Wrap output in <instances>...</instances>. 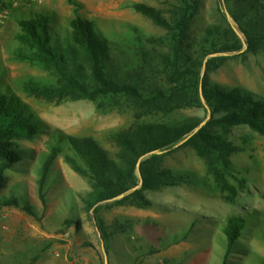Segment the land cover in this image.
Returning <instances> with one entry per match:
<instances>
[{
	"label": "rangeland",
	"instance_id": "374dc122",
	"mask_svg": "<svg viewBox=\"0 0 264 264\" xmlns=\"http://www.w3.org/2000/svg\"><path fill=\"white\" fill-rule=\"evenodd\" d=\"M220 1L200 0L189 27L192 56L202 57L199 50L207 30L232 27L242 48L203 57L207 61L223 54L228 56L218 68L207 73L208 82L226 88L240 87L264 98V43L257 52H249L247 38L233 16L257 25L259 20L247 5L254 0H228V8L223 12L219 9ZM256 1L264 4V0ZM134 2L156 8L166 19H171V12L179 6L178 0L2 3L8 14L0 21V90L19 95L35 113L40 129L33 138L15 141L24 151V158L7 171V185L0 196L18 197L21 206L0 207V264H106L105 252L108 264H264V136L245 124L235 126L228 138L235 147L230 158L236 176L246 181L245 187H241L231 178V183L239 188L233 201L218 188L206 160L191 146L174 150L160 165L162 170L190 175L191 182L145 190V196L152 201L150 206L101 202L97 214L94 209L88 211L84 198L92 184L67 162L66 155L74 154L68 144H63L54 160L51 175H57L51 185L45 186V199L41 197V157L52 153L49 144L56 132L97 139L115 156L117 147L107 139L111 132L134 123L176 122L192 116H207L205 122L209 119L203 107L164 112L143 109L122 95L93 101L74 99L67 93L48 96L26 90L30 81L55 87L63 84L54 69L18 58V17L29 18L37 12L51 15V32L62 38L71 32L70 21L78 13L90 19L107 39L123 69L144 72L145 84L167 86L166 69L155 67L153 62L150 65L155 68L148 71L149 64L139 65L143 64L139 53L144 50L149 59L167 54L169 46L155 40L167 37L168 30L137 11ZM84 67L89 71L86 62ZM86 82L91 84V79ZM23 206L32 207L36 214L28 213ZM230 215L254 217L228 254L223 227ZM70 218L76 223L68 225ZM97 218L104 220L111 233L108 241L102 237Z\"/></svg>",
	"mask_w": 264,
	"mask_h": 264
},
{
	"label": "trees",
	"instance_id": "16d2710c",
	"mask_svg": "<svg viewBox=\"0 0 264 264\" xmlns=\"http://www.w3.org/2000/svg\"><path fill=\"white\" fill-rule=\"evenodd\" d=\"M178 1L179 6L171 12V19H166L159 10L145 3H133L137 11L168 30L167 37L155 40L169 46L167 54L149 59L144 50L139 53L143 60V64L139 65L156 62L155 67L166 69L167 86L145 84L144 72L123 69L121 62L110 51L107 39L90 19L79 13L70 21L71 32L63 38L52 34L53 18L47 12H37L29 18L18 17L20 30L16 39L21 45L18 58L54 69L63 82L61 87H55L30 81L26 90L48 96L67 93L74 99L93 101L100 97L122 95L143 109L168 112L184 107H203L209 114V119L201 127L207 116H192L166 123H134L126 129L111 132L107 139L117 147L115 156L97 139L56 132L49 144L52 153L41 157L38 183L42 198L45 199V186L48 183L51 185L57 175H51V172L63 144H68L74 151L73 155H66L67 162L92 184V190L84 201L88 211L94 209L95 214L99 212L101 207L98 204L101 202L147 207L152 201L145 196V190L190 183L191 176L188 174L160 169L165 156L186 146L193 147L206 160L209 173L218 188L227 193L229 201H233L239 192V188L231 183V178L245 187V179L236 176L230 158L235 147L228 138L235 126L243 124L264 136V98L240 87L226 88L208 82L207 73L218 68L228 56L223 54L207 61L203 57L240 50L239 35L232 27L229 30H207L203 38L205 43L199 50L202 57H193L192 44L188 43L189 27L199 9L200 0ZM220 2V11H226L228 0ZM247 5L259 20L257 25L252 26L233 16L247 38V50L257 52L264 43V4L254 0ZM221 35L222 38L219 37ZM206 42H210L209 45ZM85 62L89 71L84 67ZM150 66L148 71L151 72L155 67ZM87 79H91V84L86 82ZM39 129L35 113L21 97L14 92L0 90V194L7 185V171L24 158V151L17 147L15 141L35 137ZM144 156L149 157L141 160ZM137 186L139 188L134 190ZM4 206L21 205L18 197L0 196V207ZM23 209L36 214L30 206H23ZM253 217L230 215L227 218L223 230L228 254ZM67 223L71 225L76 220L70 218ZM97 224L103 239L108 241L111 233L104 220L97 218Z\"/></svg>",
	"mask_w": 264,
	"mask_h": 264
},
{
	"label": "built area",
	"instance_id": "2783aa9c",
	"mask_svg": "<svg viewBox=\"0 0 264 264\" xmlns=\"http://www.w3.org/2000/svg\"><path fill=\"white\" fill-rule=\"evenodd\" d=\"M23 1H26V2H29V1H32V0H0V21L5 18L8 14V9L7 8H4L2 3L3 2H9V3H14V4H18L20 2H23Z\"/></svg>",
	"mask_w": 264,
	"mask_h": 264
},
{
	"label": "water",
	"instance_id": "95a60500",
	"mask_svg": "<svg viewBox=\"0 0 264 264\" xmlns=\"http://www.w3.org/2000/svg\"><path fill=\"white\" fill-rule=\"evenodd\" d=\"M205 123H206V122L204 121L199 127H201V126L204 125ZM139 173H140V172H139ZM137 188H139V186L135 187L134 190L137 189ZM107 255H108L107 252H105V261H106V264H108V262H107Z\"/></svg>",
	"mask_w": 264,
	"mask_h": 264
}]
</instances>
